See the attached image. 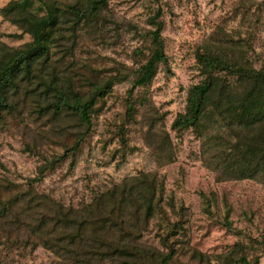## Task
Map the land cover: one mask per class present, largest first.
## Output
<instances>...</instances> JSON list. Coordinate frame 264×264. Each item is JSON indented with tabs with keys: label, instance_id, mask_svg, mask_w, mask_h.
I'll return each mask as SVG.
<instances>
[{
	"label": "rangeland",
	"instance_id": "374dc122",
	"mask_svg": "<svg viewBox=\"0 0 264 264\" xmlns=\"http://www.w3.org/2000/svg\"><path fill=\"white\" fill-rule=\"evenodd\" d=\"M11 3L39 17L52 5H65L62 0H0V48L12 50L33 38L4 17ZM159 8L165 59L152 81L137 88V72L153 55L151 18ZM69 27L76 29L73 61L80 73L122 80L97 101L91 130L79 146L85 130L73 118L33 112L25 98L17 112L0 118V199H13L34 186L39 194L77 207L94 193L150 174L164 185V209L169 213L173 204L177 210L184 208L188 241L209 264H224L217 257L239 243L244 245L240 256H261L264 264V244H259L264 242V183L219 182L206 165L208 140L195 129L172 128L186 110L190 90L203 79L197 53L212 34L224 32L241 40L251 61L264 62V0H110L98 23ZM212 122L208 118L207 131L215 138L218 128ZM47 161L54 170L40 178L39 167ZM22 206H15L19 217ZM13 220L0 216V264H62ZM227 220L231 228L225 226ZM164 228L157 217L143 242L162 249Z\"/></svg>",
	"mask_w": 264,
	"mask_h": 264
},
{
	"label": "trees",
	"instance_id": "16d2710c",
	"mask_svg": "<svg viewBox=\"0 0 264 264\" xmlns=\"http://www.w3.org/2000/svg\"><path fill=\"white\" fill-rule=\"evenodd\" d=\"M62 1L65 5H52L44 17L27 12L18 3L4 9V17L30 34L33 42L17 50L0 48V118L17 112L25 98L33 112L73 118L77 128L85 130L76 143L79 146L91 130L97 101L122 79L114 75L97 80L80 73L79 63L73 61L76 29H67L84 22L98 23L110 0ZM162 16L159 8L151 18L155 27L151 32L153 55L137 72V88L152 81L165 59ZM249 54L241 40L224 32L212 34L197 53L203 79L190 90L186 110L172 125L179 132L195 129L208 140L206 165L215 171L219 182L264 183V62L256 65ZM208 118H213L218 128L215 138L207 131ZM48 170H54L53 162L39 167L40 178ZM163 191L164 185L156 176L141 174L94 193L73 207L30 186L13 199H0V216L12 217L11 222L25 228L62 264H209L208 257L188 241L184 208L177 210L173 204L169 213L164 209ZM22 204L19 217L15 206ZM157 217L165 227L159 237L162 249L143 242ZM225 226L231 228L232 224L227 220ZM243 247L236 244L217 260L224 264H261V256H240Z\"/></svg>",
	"mask_w": 264,
	"mask_h": 264
}]
</instances>
